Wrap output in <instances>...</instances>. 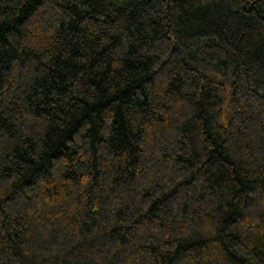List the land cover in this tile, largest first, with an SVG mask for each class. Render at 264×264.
Returning <instances> with one entry per match:
<instances>
[{
    "label": "trees",
    "instance_id": "trees-1",
    "mask_svg": "<svg viewBox=\"0 0 264 264\" xmlns=\"http://www.w3.org/2000/svg\"><path fill=\"white\" fill-rule=\"evenodd\" d=\"M0 264H264V0H0Z\"/></svg>",
    "mask_w": 264,
    "mask_h": 264
}]
</instances>
